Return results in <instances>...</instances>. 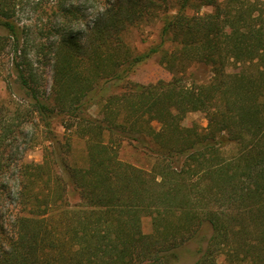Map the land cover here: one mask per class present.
Instances as JSON below:
<instances>
[{"label":"trees","instance_id":"1","mask_svg":"<svg viewBox=\"0 0 264 264\" xmlns=\"http://www.w3.org/2000/svg\"><path fill=\"white\" fill-rule=\"evenodd\" d=\"M84 7L94 23L74 32ZM28 8L57 19L38 29L58 38L49 93ZM155 22L160 41L137 53L126 33ZM0 30L15 77L0 100V264H264V0H0ZM156 55L170 81H125ZM197 111L207 127H184ZM59 116L86 141V165L64 157ZM32 122L49 142L42 163L10 150ZM124 143L151 154V169L123 161ZM192 243L197 258L182 263Z\"/></svg>","mask_w":264,"mask_h":264},{"label":"rangeland","instance_id":"2","mask_svg":"<svg viewBox=\"0 0 264 264\" xmlns=\"http://www.w3.org/2000/svg\"><path fill=\"white\" fill-rule=\"evenodd\" d=\"M73 2L80 6L83 5L85 0H73ZM210 11V7L203 8V12ZM26 13L28 15L27 17L30 18V20H27V23L31 24L29 32L31 33L32 44L35 46L36 44L39 46L41 44L46 45L43 52L36 49L38 57L36 56L34 59L39 61V70L41 72L40 74H42L40 81L42 82L43 90H45L46 93H49L52 87L53 70L51 55L48 52L51 50V45L55 39L58 38L57 36H55V38L52 37L51 39L40 38L38 29L42 23L47 25L49 24V21L52 24L54 21L57 22L55 17L56 15L50 8L39 11H34L32 8H28ZM95 14L96 13L91 7L82 8V11L77 12L78 18L75 20L74 25L71 24L73 26V31L86 33L87 29L91 28L94 23ZM40 18H42V20H40ZM34 21H36V25ZM160 29L161 25L159 22L144 26H134L128 30L125 39L130 47L134 48L137 53H142L160 41ZM1 33H3L2 30H0V34ZM8 71V63L0 60V100H8L10 98L9 96L11 92L9 91V83L15 80L14 75ZM205 71L206 69H200L198 71L199 77H201L204 81H206V78L208 80V77L210 76V73H208L209 71ZM171 79L172 74L160 64V55H156L148 59L146 62L136 66L125 81L129 83L133 82L148 85L156 83L160 80L170 81ZM122 91H125V85L120 83L116 86L110 87L108 93H120ZM13 99L19 100L17 96H13ZM89 114L93 116L98 115L97 106H92L89 110ZM193 124L199 125L201 128L207 127L208 120L205 113L201 111L188 113L182 121V125L184 127H190ZM154 125L158 127L157 123H154ZM52 129L61 143L65 144V148H61L63 153L65 150L64 157L74 165H86V141L78 137L75 130L72 129L69 131L65 128L62 116L53 120ZM48 145L49 142L45 141V133L42 126H39L37 122L24 123L18 129L16 137L13 138L10 150L14 153V156H17V158L21 159V161L26 163L31 161L42 163L45 155L44 147ZM232 152H234V150ZM120 158L125 162L144 169H151L154 163V159L151 154L138 150L127 143L122 144L120 148ZM142 230L145 234H150L152 232L150 217H143ZM195 246L196 245L192 243L181 251L182 263H191L196 260L197 251Z\"/></svg>","mask_w":264,"mask_h":264}]
</instances>
